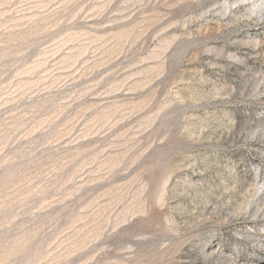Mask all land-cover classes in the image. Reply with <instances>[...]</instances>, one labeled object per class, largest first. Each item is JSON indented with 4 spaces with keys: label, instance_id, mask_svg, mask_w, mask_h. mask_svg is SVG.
Segmentation results:
<instances>
[{
    "label": "rangeland",
    "instance_id": "1",
    "mask_svg": "<svg viewBox=\"0 0 264 264\" xmlns=\"http://www.w3.org/2000/svg\"><path fill=\"white\" fill-rule=\"evenodd\" d=\"M0 264H264V0H0Z\"/></svg>",
    "mask_w": 264,
    "mask_h": 264
}]
</instances>
